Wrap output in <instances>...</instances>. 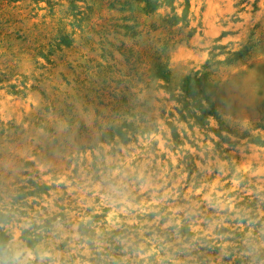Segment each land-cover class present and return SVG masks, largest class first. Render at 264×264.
I'll return each instance as SVG.
<instances>
[{"label": "rangeland", "instance_id": "obj_1", "mask_svg": "<svg viewBox=\"0 0 264 264\" xmlns=\"http://www.w3.org/2000/svg\"><path fill=\"white\" fill-rule=\"evenodd\" d=\"M0 264H264V0H0Z\"/></svg>", "mask_w": 264, "mask_h": 264}, {"label": "bare ground", "instance_id": "obj_2", "mask_svg": "<svg viewBox=\"0 0 264 264\" xmlns=\"http://www.w3.org/2000/svg\"><path fill=\"white\" fill-rule=\"evenodd\" d=\"M1 95H2V97H5L6 96V93L5 92H2L1 93ZM4 102V101H3ZM179 121V120H178ZM145 128V127H144ZM145 130V129H144ZM146 132V131H145ZM143 133V132H142ZM147 134V133H146ZM142 135V134H141ZM130 140V139H129ZM149 141V140H148ZM145 142V141H144ZM151 148V147H150ZM195 149H197V148H195ZM150 150V149H149ZM122 151V150H121ZM175 151V150H174ZM170 154V153H169ZM207 154V153H206ZM215 154V153H214ZM176 155V154H175ZM165 156V155H164ZM196 156V155H195ZM160 157H161V155H160ZM177 158V157H176ZM164 159V158H163ZM168 160V159H167ZM193 160V159H192ZM153 161V160H152ZM202 162V161H201ZM171 163V162H170ZM199 163V162H198ZM185 164V163H184ZM113 165H115V164H113ZM169 165V164H168ZM161 166H162V164H161ZM155 168V167H154ZM156 169V168H155ZM144 172V171H143ZM169 172V171H168ZM249 172V171H248ZM136 173V172H135ZM158 173V172H157ZM134 174V173H133ZM175 174V173H174ZM179 174V173H178ZM144 177V176H143ZM166 177H168V176H166ZM66 182H67V178L65 177V178H63ZM144 179V178H143ZM118 180V179H117ZM140 180H141V178H140ZM129 181V180H128ZM153 181V180H152ZM131 182V181H130ZM86 183V182H85ZM124 183V182H123ZM61 185V184H60ZM169 185V184H168ZM68 186V185H67ZM123 186V185H122ZM179 187V186H178ZM193 187V186H192ZM182 188V187H181ZM180 187H179V189H181ZM149 189H151V188H149ZM156 189V188H155ZM162 190V189H161ZM189 191H191V188L190 189H188ZM61 191V190H60ZM160 191V190H159ZM179 191V190H178ZM147 193V192H146ZM142 195H144V194H142ZM198 196V195H197ZM157 197V196H156ZM193 198V197H192ZM69 199V198H68ZM127 199V198H126ZM138 199V198H137ZM184 200V199H183ZM128 201V200H127ZM171 201V200H170ZM180 201V200H179ZM136 202V201H135ZM187 202V201H186ZM206 202V201H205ZM141 203V202H140ZM167 205V204H166ZM196 205V204H195ZM226 206V205H225ZM234 206V205H233ZM235 207V206H234ZM190 208V207H189ZM201 208V207H200ZM190 210V209H189ZM224 210V209H223ZM3 211V210H2ZM205 213H206V211H204ZM203 212V213H204ZM199 214V213H198ZM189 215V214H188ZM204 216V215H203ZM202 218V217H201ZM219 218H220V216H219ZM199 219V218H198ZM221 219V218H220ZM190 220V219H189ZM198 224V223H197ZM202 224V223H201ZM217 224V223H216ZM129 225V224H128ZM119 229V228H118ZM124 229V228H123ZM165 229V228H164ZM114 230V229H113ZM125 230V229H124ZM128 230V229H127ZM162 230V229H161ZM112 231V230H111ZM122 231V230H121ZM113 232V231H112ZM125 232V231H124ZM125 236H126V234H125ZM109 238V237H108ZM121 242V241H120ZM194 243V242H193ZM118 244V243H117ZM193 245V244H192ZM195 247V246H194ZM200 247V246H199ZM88 248V247H87ZM127 248H128V246H127ZM88 252V251H87ZM142 253V252H141ZM181 254V253H180ZM139 261V260H138Z\"/></svg>", "mask_w": 264, "mask_h": 264}]
</instances>
